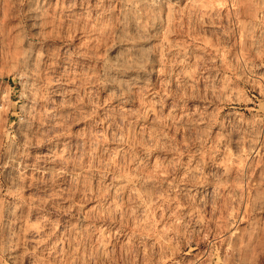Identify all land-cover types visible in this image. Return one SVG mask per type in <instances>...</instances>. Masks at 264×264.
Segmentation results:
<instances>
[{"label":"rangeland","instance_id":"obj_1","mask_svg":"<svg viewBox=\"0 0 264 264\" xmlns=\"http://www.w3.org/2000/svg\"><path fill=\"white\" fill-rule=\"evenodd\" d=\"M214 2L180 0L184 15L170 13L154 37L152 78L135 85L131 106L99 116L85 94L88 69L124 42L113 23L122 11L134 19L139 0H48L47 18L37 0H0V24L39 25L38 42L51 45L38 80L53 98L45 127L66 121L31 154L28 203L17 215L43 222L49 246L68 248L70 264H125L119 254L138 247L127 264H264V9L259 0L193 7ZM68 6L74 15L54 31L57 9ZM77 131L86 147L67 164L55 159L48 147ZM0 186H10L7 171Z\"/></svg>","mask_w":264,"mask_h":264},{"label":"clouds","instance_id":"obj_2","mask_svg":"<svg viewBox=\"0 0 264 264\" xmlns=\"http://www.w3.org/2000/svg\"><path fill=\"white\" fill-rule=\"evenodd\" d=\"M120 2L126 4L127 0ZM257 2L258 0H244L250 7H255ZM37 3L42 9L40 15L47 18V8L51 7L48 0H43V3L37 0ZM100 3L103 4V0ZM139 5L142 8L134 19L124 18L122 11L119 22L113 23L124 36V42L119 47H110L107 55L92 61L97 67L88 69L85 94L90 96L92 110L98 112L99 116H106L118 104L131 106L135 85L154 75L155 61L151 55L154 37L161 31L170 13L184 15L180 0H139ZM231 6L239 7V3L231 0ZM193 7L224 9L230 7V0H215L207 6L194 3ZM259 7L264 9V0H259ZM205 14H198L201 22ZM71 15H74L71 6L57 9L53 19L54 31L60 26L57 21L62 24L61 17L70 19ZM216 15L219 18V12ZM260 19L264 23V11L260 13ZM39 36V25L27 28L21 23L18 28L9 31L6 25L0 24V170L7 171L10 179L8 189L0 186V264H26V261L28 264H70L73 259L68 248L59 244L49 246L43 222L40 226L25 224L24 217L17 215L21 207L28 203L23 198V181L26 179L25 172L27 164L31 162V154L45 149L49 133L62 135L57 130L65 128L66 124L64 120L52 119L45 127V120L53 117L49 110L53 98L41 95L38 80L51 45H41L38 42ZM80 63L86 65L88 61ZM80 78L78 75L77 79ZM55 83L57 81H50L48 87ZM25 84L28 85L27 88H24ZM17 88L20 89L19 92ZM13 96L16 97L15 101L12 100ZM105 98L112 102L110 106L103 105ZM226 99L230 100L231 97ZM42 100L44 111H41ZM11 116L16 117L14 123L9 122ZM78 137V131L73 132L70 138L66 137L49 146L48 150L55 149L60 153L55 159L67 164L73 159L74 151L79 152L86 147L87 141L82 144ZM255 142L257 141H253ZM92 147H96L95 140ZM189 179L190 177H186L185 182ZM33 206H36L35 203ZM80 235L82 233H78ZM64 239L70 241V235H66ZM97 252L99 256L104 255L102 248L97 249ZM129 252L126 248L119 254L125 264L132 256L139 257L142 248L138 247L131 255Z\"/></svg>","mask_w":264,"mask_h":264}]
</instances>
